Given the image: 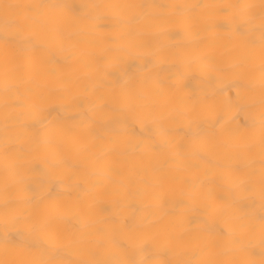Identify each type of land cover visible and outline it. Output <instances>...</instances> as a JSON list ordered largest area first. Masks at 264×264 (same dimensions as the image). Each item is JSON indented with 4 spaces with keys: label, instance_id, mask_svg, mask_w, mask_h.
<instances>
[{
    "label": "clouds",
    "instance_id": "1",
    "mask_svg": "<svg viewBox=\"0 0 264 264\" xmlns=\"http://www.w3.org/2000/svg\"><path fill=\"white\" fill-rule=\"evenodd\" d=\"M29 2L0 0V204L9 199L3 171L14 157L8 151L13 144L25 147L21 163L40 159L50 173L48 179L58 182V192L65 193L78 191L86 170L100 157L122 168L133 157L152 154L165 171L180 167L175 161L183 160L178 146L184 136L178 129L187 128L189 116L209 122L208 137L230 131L231 147L244 149L249 159H264V0H225L229 11L220 18L229 25L224 33L230 37L229 46L169 60L167 67H162L165 60L161 56H155L150 63L141 60L130 72L121 70L117 79L109 75L117 62L111 57L99 58L108 55L107 47L87 65L77 63V56L68 59L66 54V68H58L54 74L42 70L37 78L47 102L38 105L32 98L26 101L27 107L16 108L13 103L22 97L8 94L6 61L20 41L35 36L36 43L41 42L36 30L39 17L29 10ZM81 15H87V10ZM28 47L35 52L32 45ZM220 68L229 69L226 76ZM214 72L215 80L211 79ZM193 77L195 90L185 89ZM226 84L232 85L235 98L228 95ZM58 91L62 98L52 95ZM181 113L182 125L176 122ZM41 114L45 122L40 129L29 131L19 126ZM136 126L143 135L135 131ZM216 143L211 140L209 146ZM156 145L159 152H153ZM188 150L195 162L199 150L195 141L188 144ZM250 180L251 191H245L241 181L227 193V201L214 208V212L226 210L219 217L220 227L206 231L197 223L194 230L183 229L193 235L157 244L156 253L166 249V258L152 251H137L143 241L130 239L129 247L121 249L130 257L123 264H264V167ZM46 194L47 187H40L37 201ZM244 203L248 206L243 207ZM180 211L192 209L181 207ZM14 223L15 214L0 209V264H81L76 250L71 253L75 260L57 256L56 249L72 248V241L55 234L48 238L47 250L31 246L30 228L13 241L8 233L16 231Z\"/></svg>",
    "mask_w": 264,
    "mask_h": 264
},
{
    "label": "bare ground",
    "instance_id": "2",
    "mask_svg": "<svg viewBox=\"0 0 264 264\" xmlns=\"http://www.w3.org/2000/svg\"><path fill=\"white\" fill-rule=\"evenodd\" d=\"M29 10L39 17L36 30L41 42L36 43L35 36L20 41L6 61L8 94L22 97L13 103L16 108L27 107L26 101L32 98L38 105L47 102L37 78L42 70L54 74L58 68H66V54L68 59L77 56V63L87 65L107 47L108 55L99 58L114 59L117 65L109 75L120 79L121 70L130 72L141 60L150 63L161 56L165 60L162 67H167L169 60L207 54L230 43V37L224 35L229 30L228 22L220 18L229 11L225 0H30ZM85 10L87 15H81ZM218 71L226 76L229 69ZM216 78L212 73L211 79ZM194 79L190 78L184 88L195 90ZM226 90L235 98L231 84H226ZM52 95L62 98L63 93ZM183 118L181 113L176 122L182 125ZM189 119L187 128L178 129L184 136L178 146L183 160L175 161L180 167L165 171L152 154L133 157L122 168L100 157L86 170L78 191L66 193L58 192V182L48 179L50 173L40 159L21 163L25 159L24 145H11L8 151L14 157L3 171L9 199L0 204V209L15 214L12 227L16 231L8 235L18 241L19 235L30 228L31 246L47 250V240L55 234L72 241V248L56 249L63 259L75 260L71 253L76 250L81 264H123L130 257L121 249L129 247L130 239L143 241L137 251H152L166 258V249L156 253L157 244L193 235V231L183 229L194 230L197 223L206 231L220 227L219 217L226 210L214 212V208L226 202L227 193L241 181V187L251 191L250 178L260 174L264 159H249L244 149L231 147L230 131L208 137L209 122L205 118ZM239 120L245 123L243 116ZM44 122L41 114L19 126L38 130ZM135 131L140 133L138 126ZM211 140L218 143L210 147ZM192 141L199 149L195 162L188 150ZM159 151V145L154 146L153 152ZM195 185H199V191H195ZM44 186L47 194L37 201V193ZM30 204L31 209L27 207ZM181 207L192 211L181 212Z\"/></svg>",
    "mask_w": 264,
    "mask_h": 264
}]
</instances>
